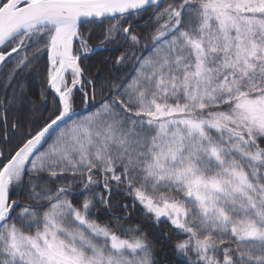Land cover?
<instances>
[{
	"label": "snow or ice",
	"instance_id": "1",
	"mask_svg": "<svg viewBox=\"0 0 264 264\" xmlns=\"http://www.w3.org/2000/svg\"><path fill=\"white\" fill-rule=\"evenodd\" d=\"M0 80V264H264V0H0Z\"/></svg>",
	"mask_w": 264,
	"mask_h": 264
},
{
	"label": "trees",
	"instance_id": "2",
	"mask_svg": "<svg viewBox=\"0 0 264 264\" xmlns=\"http://www.w3.org/2000/svg\"><path fill=\"white\" fill-rule=\"evenodd\" d=\"M142 31V29H141ZM100 51V50H97ZM117 52L106 51L103 55H96L91 58L87 63L93 71L94 75L105 77L111 72V61L108 57L117 55ZM2 83V80H0ZM24 83L27 85V90L30 92L32 99L36 98V94L41 86L39 80V73L33 72L24 77ZM79 107V104H78ZM123 202L127 203L129 198H121ZM116 215H120V209L117 207L113 209ZM103 220H107L108 217H103ZM132 224H139L145 232L148 233L149 238L153 240L156 245L157 258L160 264H177L180 257L176 256L172 251V243L175 242L177 237L169 232V230L163 226L156 228L150 219L142 216L139 209H136L130 218ZM166 234V235H162Z\"/></svg>",
	"mask_w": 264,
	"mask_h": 264
}]
</instances>
